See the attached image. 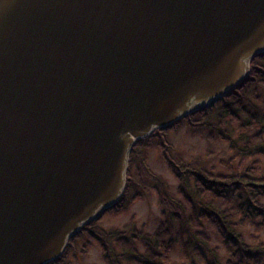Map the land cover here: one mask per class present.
<instances>
[{"label": "water", "instance_id": "obj_1", "mask_svg": "<svg viewBox=\"0 0 264 264\" xmlns=\"http://www.w3.org/2000/svg\"><path fill=\"white\" fill-rule=\"evenodd\" d=\"M264 53V0H0V264H48L113 207L135 142Z\"/></svg>", "mask_w": 264, "mask_h": 264}, {"label": "trees", "instance_id": "obj_2", "mask_svg": "<svg viewBox=\"0 0 264 264\" xmlns=\"http://www.w3.org/2000/svg\"><path fill=\"white\" fill-rule=\"evenodd\" d=\"M260 84L264 85V53L251 60L246 79L219 102L135 142L128 158L124 191L118 202L98 220L108 213L127 211L140 199V194L130 195L129 190L135 183L134 177L139 185L142 177L154 184L158 204L162 208L158 225L152 233H146L143 227L135 228L133 220L129 222L127 231H104L95 227L96 220L72 236L62 256L48 264L62 262L81 236L88 240L84 248L91 243L99 247L105 264H165L173 250L179 259L191 264H220L216 249L210 247V238L203 230L204 225L219 239L226 256L225 264L260 261L264 246L248 245L241 233L247 225L254 226L256 230L264 226V175L256 177L253 174L257 162L244 174H213L177 158L167 139L168 131L177 130L182 125L191 135L199 134L207 125L210 114L217 109L224 113L229 123L239 128L254 129L258 120L244 107L242 93L250 86ZM261 124L258 134L252 137L254 141L264 142V114ZM218 138L232 147L230 138L221 135ZM152 148L158 150L161 161L176 181L179 199L170 197L164 181L147 168L145 153ZM258 153L264 157V150ZM134 164L137 167L132 174Z\"/></svg>", "mask_w": 264, "mask_h": 264}, {"label": "rangeland", "instance_id": "obj_3", "mask_svg": "<svg viewBox=\"0 0 264 264\" xmlns=\"http://www.w3.org/2000/svg\"><path fill=\"white\" fill-rule=\"evenodd\" d=\"M245 99L244 107L247 111L257 117L254 129L239 128L236 124L229 123L227 117L220 109L213 111L206 120L207 125L197 135H191L185 125L177 130H170L167 139L172 147L173 154L189 165H196L204 168L213 174H244L245 170H251L252 164L257 162L253 168L256 177L264 175V157L258 152L264 150V142L254 141L252 137L260 131L264 114V85L250 86L242 93ZM241 120H244L241 117ZM242 122V121H241ZM228 137L232 141V147L220 140L218 136ZM145 164L154 175L159 176L167 186L170 197L179 199L176 194L177 183L169 173L165 163L159 157L156 148L148 150ZM136 164L132 167V174L135 172ZM129 193L140 194L134 204L127 211L119 213L105 214L98 220L95 227L104 231L129 229V222L133 220V226L137 229L143 227L146 233H152L158 225L161 206L154 191V184L141 177L139 185L138 179L134 177ZM204 232L210 238V247L216 249L217 258L220 264H225L226 256L219 239L214 233L204 225ZM243 240L252 247L264 246V226L258 230L254 226L247 225L241 230ZM86 236H81L73 249L65 259L58 264H105L101 250L95 243H91L88 248H84L87 243ZM81 251H85L81 253ZM264 261V254L261 260ZM165 264H191L190 261L179 259L175 250L169 254Z\"/></svg>", "mask_w": 264, "mask_h": 264}, {"label": "bare ground", "instance_id": "obj_4", "mask_svg": "<svg viewBox=\"0 0 264 264\" xmlns=\"http://www.w3.org/2000/svg\"><path fill=\"white\" fill-rule=\"evenodd\" d=\"M129 158V157H128Z\"/></svg>", "mask_w": 264, "mask_h": 264}]
</instances>
